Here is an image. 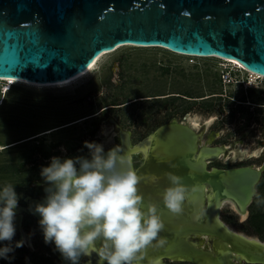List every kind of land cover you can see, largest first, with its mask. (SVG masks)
Returning a JSON list of instances; mask_svg holds the SVG:
<instances>
[{
  "label": "water",
  "instance_id": "water-1",
  "mask_svg": "<svg viewBox=\"0 0 264 264\" xmlns=\"http://www.w3.org/2000/svg\"><path fill=\"white\" fill-rule=\"evenodd\" d=\"M126 47L235 61L264 79V0H0V81L62 84L85 73L96 58ZM111 123L124 153L131 161L138 157L140 165L133 168L140 177L139 193L145 204L157 205L164 224L159 236L166 244L146 248L140 264H264V243L231 231L221 220L226 201L248 215L260 170H208L222 147L200 146V133L176 120L138 144ZM165 172L198 189L181 215L170 214L160 203L159 194L169 186ZM43 199L27 197L26 208L17 206L16 232L22 214L39 220L30 209ZM200 209L204 216L194 222L193 212ZM80 264L100 260L91 253Z\"/></svg>",
  "mask_w": 264,
  "mask_h": 264
},
{
  "label": "rangeland",
  "instance_id": "rangeland-1",
  "mask_svg": "<svg viewBox=\"0 0 264 264\" xmlns=\"http://www.w3.org/2000/svg\"><path fill=\"white\" fill-rule=\"evenodd\" d=\"M235 66L163 49L126 47L104 55L92 72L71 86L48 89L0 81V107L6 103L0 110V187L14 186L18 204L27 196L44 197L39 173L52 157H88L85 141L103 144L105 151L117 145L107 117L130 131L133 144H138L172 118L191 125L184 120L191 113L199 116L197 125L217 132L214 145L234 153L253 151L256 157L224 158L216 167L264 166L263 149L257 147L264 141V80ZM172 95L186 97L168 98ZM213 95L217 98L201 101ZM82 118L87 120L68 127ZM35 137L44 147L30 152ZM20 143L26 146L1 155ZM10 164L14 168H8ZM255 214L264 216V173L248 215L242 217L225 205L221 220L234 232L264 243V218L263 224H254ZM9 255L10 264H48L32 249L20 247Z\"/></svg>",
  "mask_w": 264,
  "mask_h": 264
},
{
  "label": "clouds",
  "instance_id": "clouds-1",
  "mask_svg": "<svg viewBox=\"0 0 264 264\" xmlns=\"http://www.w3.org/2000/svg\"><path fill=\"white\" fill-rule=\"evenodd\" d=\"M199 119L191 113L184 117L193 128ZM83 147L88 157H52L48 166L40 169L45 197L30 211L39 216L43 243L53 245L67 264H80L81 257L91 253L98 256L100 264H140L146 248L167 242L159 236L164 224L157 205L145 204L137 187L140 177L121 146L105 151L103 144L85 141ZM164 178L169 186L159 194L160 203L170 214L181 215L198 189H189L183 178L172 172H165ZM19 200L14 186L0 187V260L9 264L13 259L9 254L26 242L12 243ZM203 216V209L196 210L192 220L199 222Z\"/></svg>",
  "mask_w": 264,
  "mask_h": 264
},
{
  "label": "flooded vegetation",
  "instance_id": "flooded-vegetation-1",
  "mask_svg": "<svg viewBox=\"0 0 264 264\" xmlns=\"http://www.w3.org/2000/svg\"><path fill=\"white\" fill-rule=\"evenodd\" d=\"M184 97H186V96L185 95H181V96L178 95V97H175V95H172V97H168V98H180V99H184ZM214 98H217V97L215 95H213V96H210V97H206L204 99H201V101L212 100ZM140 100H143V99H140ZM155 100H158L159 101L160 99H155ZM240 102L243 104V101H240ZM109 110L110 109L107 108L104 112L107 113ZM84 119L85 118L76 120L75 123H72L68 127H71V126H74V125L80 123L79 121L84 122V121L87 120V119H85V120ZM106 120H107V123L109 125H111V127H112L111 128V132L114 135V139L117 142V145L120 146V143H119V131L111 123V120L119 128H121L124 132H128L130 134V139H131V142L133 143V141H132V133L130 131L124 130L123 127L120 124H118V122L116 120H114V119H110L109 117H107ZM172 120H176L178 123H181V124H186V123H184V121H178L176 118H172L168 122H170ZM186 125H188L195 132L202 134L201 135V138H200V143H199L200 146H202V145L203 146H207V147H215V146H218V145H214V142H215L216 137L218 135L217 132H210V131H208V129L206 128L205 125L201 127V125L199 126V124H198V127H194V128L191 125H189V124H186ZM219 147H222V148L226 149L227 152L224 153V154H221L219 157H216V159L214 161H209L207 163L208 170H211L212 168L222 169V168L216 167L215 164L218 163L219 161H221L224 158L225 159H227V158L237 159L239 157H243L244 155L249 156V154H252L250 157L256 158V157H254V152L253 151H249L248 153L247 152L246 153H244V152H236V153H234V152H231L230 151V148H227L226 146H219ZM257 147L260 148V149H263L260 152V157L263 158L264 157V141H259L257 143ZM132 164H133V167L135 169L140 165V161H139V159H138L137 156H133L132 157ZM239 167H252L254 169L261 170V178H260L259 183L261 182V179H262L263 173H264V166L254 167V166L246 165V166H238V167H230V168H239ZM230 168H226V169H230ZM226 169H224V170H226ZM27 197H29V196H27ZM27 197H24L22 199V202L20 204H18V206L26 208L25 199ZM44 197L40 198V197H31L30 196V198H32V199H39V200L43 199ZM228 206H231V205L228 204ZM236 213L238 214L237 211H236ZM37 222H38V220L35 217H33L31 215H28V214H22L21 215V220H20V229H19V232H15V235L13 237L12 243L15 244V242L20 241L21 239H25L26 242H25L23 248H26L27 250H31L32 249L35 252V255L37 257H41V259H44L45 261L47 260L48 264H64L62 262V260L56 255V252L54 251V248L50 244L49 245H45L43 243L42 234H41V232H40V230L38 228V223ZM231 231H233V230H231ZM203 240L209 241V239H203ZM203 240H201V241H203ZM202 246H204V241H203V245ZM84 261H85V259H84ZM1 262L3 264H6L7 261L6 260H1ZM166 264H186V263H175V262H169L168 261V262H166ZM241 264H247V263L246 262H242Z\"/></svg>",
  "mask_w": 264,
  "mask_h": 264
},
{
  "label": "bare ground",
  "instance_id": "bare-ground-1",
  "mask_svg": "<svg viewBox=\"0 0 264 264\" xmlns=\"http://www.w3.org/2000/svg\"><path fill=\"white\" fill-rule=\"evenodd\" d=\"M103 56H104V55H102V56L96 58V59L92 62V64L89 66V69H88L85 73H83V74H81V75H78V76H76V77H74V78H72V79H70V80H68V81H66V82H64V83H62V84L50 85V86H40V85H31V84H27V83L20 82V81H16V80H12V79H4V80H1V81H4V82H16V83H19V84H20V83H21V84H24V85L26 84V85H28V86L37 87V88H48V89L63 88V87H66V86H71V84H74V83L78 82L79 80L83 79L85 76H87L90 72H92V71L94 70V68L96 67L98 61H99ZM221 61H224V62H226L227 64H230V65H231V64L236 65L235 67L238 66L239 68H241V69H243V70L246 71V69H245L244 67H242L239 63H237V62H235V61L224 60V59L221 60ZM248 73H250V72H248ZM251 75H254V74L251 73ZM254 76H255V78H257V79H263V77H259V76H257V75H254ZM263 80H264V79H263ZM187 126H188V125H187ZM196 127H198V125H197ZM201 135H202V134H200V137H199V143H200ZM206 147H207V146H206ZM226 152H227L226 149L222 148V151H221L220 155H221V154H224V153H226ZM220 155H218L217 157H219ZM260 171H261V170H260ZM228 204L231 205V206L237 211L235 205H234L232 202L226 201V202H224L223 206H224V205H228ZM222 209H223V208H222ZM237 212H238V211H237ZM238 214L241 215L242 217H245L247 213L240 214V213L238 212ZM229 229H230V228H229ZM230 230H231V229H230ZM247 238H248V237H247ZM249 239L254 240V241H257V242L259 241V240L253 239V238H249ZM259 242H260V241H259ZM261 243H262V242H261ZM197 244L200 245V246H202V245H203V241L198 240Z\"/></svg>",
  "mask_w": 264,
  "mask_h": 264
},
{
  "label": "trees",
  "instance_id": "trees-1",
  "mask_svg": "<svg viewBox=\"0 0 264 264\" xmlns=\"http://www.w3.org/2000/svg\"><path fill=\"white\" fill-rule=\"evenodd\" d=\"M6 106V103L2 106V107H0V110H2L4 107ZM2 124H0V128H2ZM34 136H36V135H33V136H31V137H34ZM39 137H35V138H33L32 140L34 141V146L32 147V148H30L29 147V151L30 152H34L35 150H41V148H43L44 147V142H43V140L41 139H38ZM29 141H31V140H29ZM19 142V141H18ZM28 142V141H27ZM15 143H17V142H15ZM25 143V142H24ZM0 144H2V141H1V139H0ZM11 144H14V143H11ZM26 145H22V143H20V144H17V145H13L12 147H9V148H6V149H4V152H2L1 153V155L3 156V155H5V154H10V153H12V152H15V150H19V149H21V148H23V147H25ZM12 161H14V159L12 160ZM10 167H8V168H14V166H12L11 164L9 165ZM255 204V202L253 203V205ZM262 218H264V216H260V215H257V214H255V215H253L252 216V220L254 221V224H257V225H261V224H263V222L261 221V219ZM252 221V222H253Z\"/></svg>",
  "mask_w": 264,
  "mask_h": 264
}]
</instances>
